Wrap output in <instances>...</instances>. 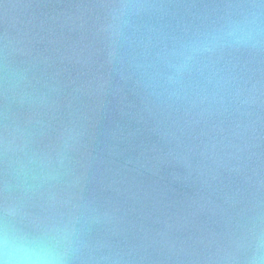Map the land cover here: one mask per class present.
Returning a JSON list of instances; mask_svg holds the SVG:
<instances>
[{"label": "water", "instance_id": "obj_1", "mask_svg": "<svg viewBox=\"0 0 264 264\" xmlns=\"http://www.w3.org/2000/svg\"><path fill=\"white\" fill-rule=\"evenodd\" d=\"M261 0H0V223L66 264H264Z\"/></svg>", "mask_w": 264, "mask_h": 264}, {"label": "clouds", "instance_id": "obj_2", "mask_svg": "<svg viewBox=\"0 0 264 264\" xmlns=\"http://www.w3.org/2000/svg\"><path fill=\"white\" fill-rule=\"evenodd\" d=\"M264 3V0H261ZM264 40V22L260 13L249 12L242 19L228 22L208 44L255 45ZM72 243L67 230L39 236L0 223V264H66Z\"/></svg>", "mask_w": 264, "mask_h": 264}]
</instances>
